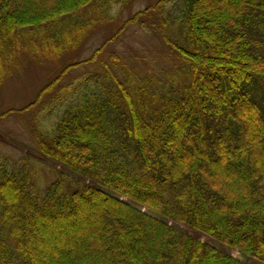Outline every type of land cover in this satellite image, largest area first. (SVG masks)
<instances>
[{
	"label": "trees",
	"instance_id": "16d2710c",
	"mask_svg": "<svg viewBox=\"0 0 264 264\" xmlns=\"http://www.w3.org/2000/svg\"><path fill=\"white\" fill-rule=\"evenodd\" d=\"M134 1L0 0V86L70 54L0 113L64 169L0 148V264H264V0H158L116 31L157 36L149 58L115 33L81 59Z\"/></svg>",
	"mask_w": 264,
	"mask_h": 264
},
{
	"label": "rangeland",
	"instance_id": "374dc122",
	"mask_svg": "<svg viewBox=\"0 0 264 264\" xmlns=\"http://www.w3.org/2000/svg\"><path fill=\"white\" fill-rule=\"evenodd\" d=\"M158 0H135L132 4L116 6L113 9L114 14L118 13L115 20V26L102 25L97 28L92 37V41L87 44L86 48L79 54L81 59L88 57L94 49L101 45L108 36H113L117 33L122 24V20L127 19L138 10L145 9ZM117 31V32H116ZM126 31V29H125ZM110 48L115 50L123 49L127 56H135L141 52L147 54L149 58L155 49H160V40L153 33L142 31L138 26L130 27L127 33L116 34V39L108 44ZM70 54H67L57 62L42 63L37 60L28 61L21 72H17L11 78L7 79L0 86V113L8 109H17L31 103L39 93V91L48 83L61 69L64 61L68 60ZM86 67V68H85ZM89 69V65H83L81 69H77L73 76H78L76 73H84ZM34 111V110H33ZM30 112L29 116L33 114ZM25 119L16 113L10 114L7 118L0 119V148L12 159H33L41 161V166L44 168L39 173V176L44 178V182L49 183L54 179L53 169L64 170L63 167L43 156L37 149L33 136L25 127ZM41 169V168H40ZM74 176V173H70ZM86 181L84 178H81ZM82 182V181H81ZM87 182V181H86ZM83 183V182H82ZM44 183L42 186L45 185ZM183 230H189L184 225H179ZM200 239L203 241H211L210 237L200 234ZM215 243V242H213ZM217 244V243H215ZM235 257L243 258L237 250H232ZM245 258V257H244ZM246 259V258H245ZM254 264H260L254 259H248Z\"/></svg>",
	"mask_w": 264,
	"mask_h": 264
}]
</instances>
